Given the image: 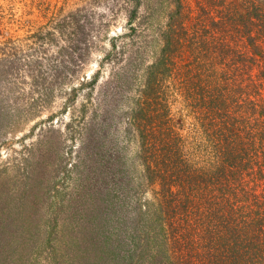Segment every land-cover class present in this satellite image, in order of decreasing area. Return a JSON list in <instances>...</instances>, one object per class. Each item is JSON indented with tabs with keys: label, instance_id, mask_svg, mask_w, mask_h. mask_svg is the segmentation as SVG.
<instances>
[{
	"label": "rangeland",
	"instance_id": "374dc122",
	"mask_svg": "<svg viewBox=\"0 0 264 264\" xmlns=\"http://www.w3.org/2000/svg\"><path fill=\"white\" fill-rule=\"evenodd\" d=\"M186 1L192 17L195 0ZM173 8L172 0H0V264L70 258L114 194L159 214L131 115ZM134 10L148 24L131 32ZM172 83L168 115L190 142L195 120ZM147 223L136 243L142 254L153 250Z\"/></svg>",
	"mask_w": 264,
	"mask_h": 264
},
{
	"label": "trees",
	"instance_id": "16d2710c",
	"mask_svg": "<svg viewBox=\"0 0 264 264\" xmlns=\"http://www.w3.org/2000/svg\"><path fill=\"white\" fill-rule=\"evenodd\" d=\"M172 2L131 115L160 212L112 195L60 264H264V0H195L192 17L186 0ZM127 24L148 23L134 10ZM168 79L195 120L190 142L168 115ZM144 221L146 254L136 244Z\"/></svg>",
	"mask_w": 264,
	"mask_h": 264
}]
</instances>
